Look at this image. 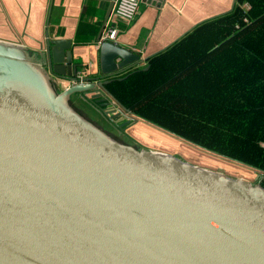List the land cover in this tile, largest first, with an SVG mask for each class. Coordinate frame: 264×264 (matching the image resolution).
<instances>
[{"label": "water", "instance_id": "obj_1", "mask_svg": "<svg viewBox=\"0 0 264 264\" xmlns=\"http://www.w3.org/2000/svg\"><path fill=\"white\" fill-rule=\"evenodd\" d=\"M44 43L36 55L0 41V264H264V175L199 167L106 129L73 99L121 133L136 116L106 85L139 56L101 42L99 73L82 76L70 40Z\"/></svg>", "mask_w": 264, "mask_h": 264}, {"label": "trees", "instance_id": "obj_2", "mask_svg": "<svg viewBox=\"0 0 264 264\" xmlns=\"http://www.w3.org/2000/svg\"><path fill=\"white\" fill-rule=\"evenodd\" d=\"M96 5L85 0L84 15H95ZM144 67L106 85L115 102L176 138L264 173V0H234L230 11L196 24Z\"/></svg>", "mask_w": 264, "mask_h": 264}, {"label": "crops", "instance_id": "obj_3", "mask_svg": "<svg viewBox=\"0 0 264 264\" xmlns=\"http://www.w3.org/2000/svg\"><path fill=\"white\" fill-rule=\"evenodd\" d=\"M84 1L0 0V41L19 44L37 55L44 52L41 46L44 48L46 34L51 39L70 40L72 62L78 65L80 75L95 76L100 69L99 44L96 36L110 0H97L95 15L90 17L84 15ZM233 4L234 0H160L156 5L142 3L138 15L129 22L110 16L109 18L119 30L116 44L132 50L140 58V62L130 69L133 70L144 67L149 57L168 47L196 24L230 11ZM63 86H67V83L64 82ZM74 100L79 108L80 103L87 105L101 124L105 123L114 129L104 120L98 108L81 100L79 96ZM131 126L142 127L145 130H141L144 136L148 135L162 144L175 143L173 138L157 131L169 133L137 117L121 133L116 129L114 132L143 148L168 153L159 146L135 141L138 139L127 134ZM221 170L229 171L225 168ZM234 174L235 177L246 179L254 177L236 172Z\"/></svg>", "mask_w": 264, "mask_h": 264}, {"label": "rangeland", "instance_id": "obj_4", "mask_svg": "<svg viewBox=\"0 0 264 264\" xmlns=\"http://www.w3.org/2000/svg\"><path fill=\"white\" fill-rule=\"evenodd\" d=\"M243 7L248 9L250 7V4L248 2H246L243 4ZM80 107H81V110L83 112H86L91 118L100 122L97 119V117L95 116V114L93 113V111L87 105L80 103ZM103 125L106 129H108V130L110 129L111 131L114 132V129L110 128V126H107L105 123H103ZM141 130L145 131L144 129H142V127L131 126L127 130V134L137 138L138 140H135L137 142L140 141L141 143H145V144L148 143V144L154 145L155 147L159 146L162 149L168 151L167 154L174 155V156H176V157H178V158H180L186 162H189L193 165L203 167V168H207V169H211V170L215 169L214 171H220V172H223V170H221V169L225 168V169H228L229 171L223 172V173L228 174L230 176H234V177H235L234 172L243 174L247 177H253V176L255 177V174H257V173H259L260 175H264V173L261 171L252 170L250 167L244 166L242 164H239L235 161H232V160L226 159L224 157L218 156L216 154L204 151V150H202L198 147H195L189 143H186L180 139H176V138L170 136L169 134L157 131V132L163 134L164 136H167V137L169 136L170 138H173L175 140L174 141L175 143H173L171 145L162 144V143H160L154 139H151V137L148 135L144 136L141 133ZM154 130H156V129H154ZM147 133H149V131ZM150 134H152V133H150ZM260 145L262 146V148H264V141H261ZM162 153H165V152H162ZM230 171H233V172H230ZM263 184H264V182H263Z\"/></svg>", "mask_w": 264, "mask_h": 264}, {"label": "built area", "instance_id": "obj_5", "mask_svg": "<svg viewBox=\"0 0 264 264\" xmlns=\"http://www.w3.org/2000/svg\"><path fill=\"white\" fill-rule=\"evenodd\" d=\"M149 1L154 2L156 5L160 0H149ZM142 3L145 2H143L142 0H114L110 18L113 17L116 19H121L129 22L138 15L140 10V5ZM110 18L106 22L101 32V35L98 40V44L105 41L116 44L119 30L116 28V26L114 25V23ZM244 21L246 22L247 20L245 19Z\"/></svg>", "mask_w": 264, "mask_h": 264}, {"label": "flooded vegetation", "instance_id": "obj_6", "mask_svg": "<svg viewBox=\"0 0 264 264\" xmlns=\"http://www.w3.org/2000/svg\"><path fill=\"white\" fill-rule=\"evenodd\" d=\"M74 100V99H73ZM75 104H76V101L74 100Z\"/></svg>", "mask_w": 264, "mask_h": 264}]
</instances>
